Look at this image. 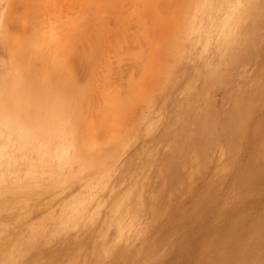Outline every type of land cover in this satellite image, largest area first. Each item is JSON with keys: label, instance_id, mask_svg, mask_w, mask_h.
I'll return each instance as SVG.
<instances>
[{"label": "bare ground", "instance_id": "1", "mask_svg": "<svg viewBox=\"0 0 264 264\" xmlns=\"http://www.w3.org/2000/svg\"><path fill=\"white\" fill-rule=\"evenodd\" d=\"M38 1L21 5L30 22L21 25L14 17L9 27L5 16L10 29L0 32V68L23 70L19 76H0V229L24 231L27 240L47 237L24 247L12 264H27L33 254L50 256L42 264L77 259L80 264H134L129 258L141 254L135 244L140 222H149L155 208L168 210L175 197L190 199L198 190L197 199L203 201L215 187L216 193L220 179L241 170L242 154L251 172L236 173L243 185L237 180L233 189L245 196V206L261 196L264 57L260 67L240 70L230 80L226 73L224 87L217 70L236 63L232 53L253 50L256 40L249 37L259 36H247L248 25L235 15L254 14L264 0H241L237 10L239 0H200L198 7L207 3L208 9L198 11H193L195 0ZM33 7L37 12L30 11ZM103 67L109 71L102 73ZM109 121H116L123 133L124 150L106 147L116 139V134L108 137ZM177 125L179 132L169 136ZM228 133L232 137L225 143ZM168 146L177 147L170 196L168 161L161 168L160 160H168ZM225 149L234 155H224ZM164 172L167 177L154 182ZM257 198L248 226L251 251H237L228 261H207L202 251L199 262L236 264L241 256L264 264V234L256 235L257 226L264 231V203ZM212 204L218 207V201ZM247 216L223 226L216 223L215 229L241 227L248 224ZM98 226L104 230L92 232ZM163 242L168 243V236ZM72 243L84 251L81 257L60 249ZM164 249L154 246L144 256L163 255ZM1 250L2 244L0 264H6ZM8 254L7 260L16 255Z\"/></svg>", "mask_w": 264, "mask_h": 264}, {"label": "rangeland", "instance_id": "2", "mask_svg": "<svg viewBox=\"0 0 264 264\" xmlns=\"http://www.w3.org/2000/svg\"><path fill=\"white\" fill-rule=\"evenodd\" d=\"M15 1H16V4L18 2L17 5L15 4ZM20 1H21V3H20ZM41 1L42 0H39L37 2L38 5L40 4ZM195 1L196 2H195V5L193 7V11H198V10L203 9V8L208 9L207 3H205V4L202 3L201 4L202 6L198 7L197 3L200 0H195ZM12 2H13V4H12ZM26 2L27 3L25 5V1H23V0H19V1L18 0H12V1L11 0H0V32L1 33L6 32V30L8 28V27H6L7 23H6L5 16L9 17V19L7 20V22L9 23L7 26H9V27L12 26L14 17L16 18L17 21H19V24H21V23L23 24V22H25V24H27L28 22H30V20L28 22H26V20H28L26 18H29V16H30L29 12H27V10L21 11V5L24 7H26V6L29 7V5H27V4H29L28 0H26ZM242 2L243 1H241V0L237 1L235 10H237L241 7ZM10 4H12L13 7L9 6ZM45 4L46 3H44V5ZM19 5H20V7H19ZM244 5H246V4H243V6ZM10 7L12 8V11L10 10V13H8V11H9L8 8L10 9ZM14 7H19L20 9L15 8L16 9V12H15ZM35 7H33V10H31L29 8L30 11L37 12ZM26 9H28V8H26ZM34 9H35V11H34ZM21 12H23V13H21ZM24 12H26L25 15H24ZM4 13H6V15ZM177 13H179V12H176L175 14H177ZM252 13H254V14H250V15H246V16H244L240 13H236L235 17L237 19L241 20L243 23L245 22V24L248 25V27L246 28L247 36H249L250 34H253L254 36H259V37L258 38H253L252 36L249 37L250 39L256 40V42H254V43L252 42L254 45L253 50L252 49L251 50L246 49V50H249L248 55L245 52H243V49L240 51L241 53L243 52L241 55H235V52L232 53L233 56L237 60H236V63H234V65L232 64L231 68H230V66L228 69H225L224 67L218 68L217 71H218V75H219L218 80H219L220 87H224V85L227 84V82L225 80H223V77H226V75H225L226 73H228V76L230 77V78L228 77V79L230 80L232 77H234L235 73L239 72L240 70L260 67L258 64V61L260 60V58L263 59V57H264V54H263V51H264V3L261 7H259V9L253 10ZM27 14H29V15L26 16ZM31 18L32 17H30L29 19H31ZM70 18L72 20L73 19L75 20L76 15L73 17H70ZM16 20H14V21L16 22ZM4 21H5V23H4ZM25 24H23V25H25ZM206 26L207 25H205V27ZM51 27H52V24H51ZM5 28H6V30H5ZM53 28H54V24H53ZM8 29H10V28H8ZM52 32H54V31H52ZM256 33H258V34H256ZM52 35H54V33H52ZM243 38H245V37H243ZM243 38H240L239 40H241ZM14 40L15 39H13V40L10 39V43H12ZM233 42H237V39L233 40ZM244 42H246V41H244ZM12 44L16 45L14 42ZM246 45H247V43H246ZM6 50H7V48H6ZM6 50L4 48V57L5 58H6V53H7ZM259 52H260V54H259ZM262 55H263V57H261ZM256 59H257V62L253 65V62ZM246 64H248V65H246ZM242 67H244V68H242ZM103 69L106 71V73L109 71L108 68L105 69L103 67L101 70L102 73H104ZM21 72H23V70L20 71V69H15L12 72V71L4 70V69L0 68V76L5 75V77H9L12 73L13 74L11 76H19ZM188 89H189V87H188ZM220 92L221 93L224 92L223 88L220 89ZM183 106L186 107V104L184 103ZM220 106H221L220 107V113L217 115V121L219 124V129H218L219 131L222 128L221 126L223 124V117L221 114V109L223 107V99L221 100ZM218 107H219V102H218ZM168 111H171V109L169 107H168ZM162 112H164V110ZM175 114L177 115V113H175ZM157 116H159V115L157 114ZM77 117H79V119H80L82 116L80 117L78 115ZM78 121H80V120H78ZM110 122L111 121H109L107 123L109 126L107 124H105L107 127L106 130L107 131L109 130L112 133V134L109 133L110 135H108V137L110 139V137H113L116 134L115 135L116 139L115 138H113L114 140L110 139L108 144L105 143V146L107 144L106 147L110 151L124 150L127 146L126 139L123 138V133L118 131L117 122L113 121V123L111 122V124H109ZM115 123H116V125H115ZM178 126L179 125H177V128L173 129V131L170 132L169 136L174 137L179 132L180 128ZM113 129H114V131H112ZM118 132L122 133V134L119 135ZM108 137L106 139H108ZM231 137H232V135L230 133H228V138L226 137L227 139L225 140V143L226 142L230 143V141L228 139H230ZM219 143H220L219 144L220 146H223L222 142H219ZM175 148H177V147L176 146H168V160L167 159H160L161 161L163 160L161 163V168L163 165H165V162L168 161V191H169L168 196H170L169 193L171 191L173 177H174L175 171H176L175 169L171 168V164H174L175 163L174 160L176 159V155H173V151L175 150ZM225 148H226V146H225ZM250 149H249V153H250ZM221 151L224 152V155H226V156L232 155V153L234 152V150L229 151L228 149H225V151H223V150H221ZM233 155H234V153H233ZM241 159H242V161L240 160L239 163L241 165V170L242 169L243 170L241 171L238 168V170L235 173H231V175L226 180L220 179L219 180L220 183H218V190L221 189L220 192H218V190H217L215 193V189H216V187H215L212 190H210V192L203 199V201H200L199 199H197L198 198L197 197L198 196L197 195L198 190H197L195 192V196L193 195L192 197H190V199H189V197H186V196L173 198L172 203H170L168 210H166V211L163 209L164 210L163 212H159V210H157V208H155V210L151 213V216L148 215V217L151 220L149 222L141 221L139 224V229H137V231L135 233V237L137 239L135 244H136V246H138L137 253H138V251H140L141 254H139L137 256H132V255H134V254H132L131 258H129V259H131V261L133 260L134 264H200V263L203 264L202 261L199 262L202 259L201 258L202 256H199V254H198L199 252H202V251H203V253L205 251L206 254L204 257H206L207 261L208 260L215 261V260H218L219 257L223 258L222 260H224V261L225 260L228 261L229 257L232 258L234 253L237 251L239 253L250 252L252 248H251V245L247 241L248 235L250 234V231L248 230L249 229L248 226H249V224L253 223V221H254L252 214H254V211H256L255 206L258 203L254 199L250 203L249 206H245L244 205L245 196H242L243 195L242 192L235 191L233 189V187L238 188L237 187V185H238L237 180H241L239 187H242V185H243L242 178L237 177L235 175L236 173L242 174L243 172H247V173L249 172L248 174H250V172H251V168H248L246 166V169H245V165L243 162L244 161L243 154L241 155ZM157 166L160 167V165H157ZM240 171H241V173H240ZM242 175H244V174H242ZM166 177H167L166 172H164V173H160L158 176L156 175L155 177H153V179H154V182H156L157 180H160V182H161ZM189 177H190V175H189ZM189 177H188V180L191 181V178H189ZM244 180L247 181L248 178H247V180L244 178ZM143 182H146V179ZM235 182H236V185H235ZM157 185L160 187V185H162V184H157ZM200 185H201V183L198 184V186H200ZM261 187H263V186H261ZM80 195H83V194L81 193ZM225 197H227V199L224 200ZM134 199H135V201L139 200L137 197ZM168 199H170V197H168ZM229 200H230V202H229ZM216 201H218V207L213 208L212 203H214ZM262 203H264V199L262 201H260V204H262ZM245 208L248 210L245 211L246 210ZM181 211H183V212H181ZM66 213H68V212H66ZM65 215H69V214H65ZM244 215L245 216L248 215L247 220H246V223H248V224H244L241 227L236 226L237 228L236 227L230 228L229 226H226L225 228L221 227L220 230L215 229V227H217L216 223H218L219 226H223V224L225 222H234L239 218L243 219L245 217ZM130 218L133 219V216H131ZM135 220H137V219L135 218ZM84 230L85 229L83 228L81 231L83 232ZM102 230H104V228H102L101 226H98L94 230H92V232L99 234ZM81 231L76 232L77 234L73 232L71 234V237L72 236L75 237V235L76 236L79 235V232L81 233ZM89 231L91 232V230H87L86 233H90ZM23 234H24V231H15L14 232V231H6V230L0 229V244H2L1 254L4 256L2 258V260L6 264H12V262L17 258L19 251H22L24 247L27 248L28 245L31 243L37 242L38 240L44 241L47 238V237L38 236V238H32L31 240L28 238V240H27L24 238ZM262 234H264L263 226H261V225L257 226L256 227V235L258 236V235H262ZM52 235H54V233ZM111 235H113L112 239H116V240L118 239V237H116V235H118L117 231H112ZM167 236H168V243L163 242V240ZM237 237H238V239H237ZM212 239H214V240H212ZM254 240H257V238H255ZM94 241H95V239L94 240L92 239L90 244H93ZM227 242H229V243H227ZM16 244H17V246H15ZM163 245L165 248L164 249L165 253L163 255L161 254L159 256V255H157V253H155V256H152L151 258H150V256L145 258L144 254L146 252H148L152 247L155 246L156 251H159L163 248ZM13 246H15V247H13ZM81 246H83V245H81ZM89 248H92V247H89ZM36 249H38V248H36ZM60 249H62L63 251H67V254H69V251H73L75 254H77L76 255L77 258L81 257L80 252L83 251L78 246L76 247V245L73 243L69 244V246H68V244H66L65 247H60ZM57 250H59V249H57ZM10 251H11L10 254L15 253L16 255L13 258L8 257V258H10V260H7V258L5 257V254H8ZM10 254H8V255H10ZM44 256L33 254V256L30 257V259L28 260L27 264H42V263H44L45 260L50 261L49 255H46L45 256L46 258H44ZM77 260H75L71 264H80V262ZM82 260H83V258H82ZM19 264H25V263L22 262ZM218 264H224V263H218ZM236 264H252V263L251 262L248 263L246 257H244L242 259V257L240 256V257H238Z\"/></svg>", "mask_w": 264, "mask_h": 264}, {"label": "crops", "instance_id": "3", "mask_svg": "<svg viewBox=\"0 0 264 264\" xmlns=\"http://www.w3.org/2000/svg\"><path fill=\"white\" fill-rule=\"evenodd\" d=\"M256 180H257L256 182H258L259 184L261 183V182L259 181V180H260L259 178H257ZM259 190H260V189H259ZM259 190H258V191H259ZM260 191H264V189L261 188ZM259 193H261V192H259ZM263 193H264V192H262V195H261V196H258V198H260V200H263V199H264V194H263ZM252 198H253L252 201H253L254 199L256 200L257 196H254V197H252ZM258 198H257V200H259Z\"/></svg>", "mask_w": 264, "mask_h": 264}]
</instances>
